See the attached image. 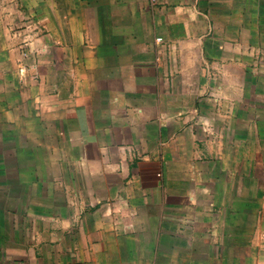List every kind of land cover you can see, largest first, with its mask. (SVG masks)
<instances>
[{
  "label": "crops",
  "instance_id": "obj_1",
  "mask_svg": "<svg viewBox=\"0 0 264 264\" xmlns=\"http://www.w3.org/2000/svg\"><path fill=\"white\" fill-rule=\"evenodd\" d=\"M5 4L0 36L19 98L47 105L66 142L50 149L61 154L44 199L26 205L24 168L12 166L0 264H198L195 249L218 246L212 217L227 212L201 201L227 174L212 154L231 142L221 137L258 78L264 0H148L143 28L108 38L98 29L90 49L84 27L77 44L63 39L76 17L62 2Z\"/></svg>",
  "mask_w": 264,
  "mask_h": 264
},
{
  "label": "rangeland",
  "instance_id": "obj_2",
  "mask_svg": "<svg viewBox=\"0 0 264 264\" xmlns=\"http://www.w3.org/2000/svg\"><path fill=\"white\" fill-rule=\"evenodd\" d=\"M6 1L0 0V17L8 10ZM49 1L62 2L63 9L59 7L58 10H66L67 14L77 18L70 20L67 38H63L65 42L72 40L77 44L81 39L78 28L84 27L88 49L96 43L93 35L98 29L108 38L114 32H134L143 28L148 11V0ZM131 5L137 7L139 19L136 23L129 19L134 9L129 8ZM26 11L33 17V12L37 15L38 9ZM262 26L264 28V24ZM1 32L0 22V35ZM3 43L0 36V164L4 162L3 165L9 168H5L6 176L4 183H0V191H17L12 166L19 160L26 181L24 185L20 184V191L25 192L28 206L33 197L44 199L48 196L51 187L48 179L53 171L49 162L61 154L50 149L66 142L65 128L61 121L53 119L54 112H48L47 105L19 98L17 76L10 73V56L3 50ZM108 47L107 43L103 46L104 49ZM22 56L31 61L37 59L35 54L28 56L25 51ZM103 59L107 63L108 59ZM250 66L258 74L256 81H246L254 90L248 97L244 96V104L236 108L240 119L234 121L231 134L221 137L231 142L212 154V159L226 163L227 174L219 172L210 201L206 202L204 197L201 201L203 207L212 205L227 209V212L212 217L219 224L211 227L217 231L211 239L216 240L218 246L202 248L201 253L195 249L198 264H264V54L261 48L258 55L251 57Z\"/></svg>",
  "mask_w": 264,
  "mask_h": 264
},
{
  "label": "built area",
  "instance_id": "obj_3",
  "mask_svg": "<svg viewBox=\"0 0 264 264\" xmlns=\"http://www.w3.org/2000/svg\"><path fill=\"white\" fill-rule=\"evenodd\" d=\"M154 1V0H153ZM157 41H160V39H157Z\"/></svg>",
  "mask_w": 264,
  "mask_h": 264
}]
</instances>
